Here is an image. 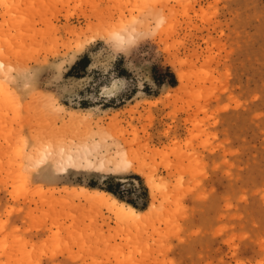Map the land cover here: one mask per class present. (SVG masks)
I'll list each match as a JSON object with an SVG mask.
<instances>
[{"label":"rangeland","instance_id":"374dc122","mask_svg":"<svg viewBox=\"0 0 264 264\" xmlns=\"http://www.w3.org/2000/svg\"><path fill=\"white\" fill-rule=\"evenodd\" d=\"M1 61L0 264H264V0H0Z\"/></svg>","mask_w":264,"mask_h":264},{"label":"snow or ice","instance_id":"6c2138e0","mask_svg":"<svg viewBox=\"0 0 264 264\" xmlns=\"http://www.w3.org/2000/svg\"><path fill=\"white\" fill-rule=\"evenodd\" d=\"M101 39H103V38H101ZM120 50L121 49L118 46L117 47V51H120ZM114 55H115V53H111L110 54V59L112 57H114ZM0 67H2V65H0ZM93 67H96V65H93ZM104 67H105V69H107L109 67V64L106 63L104 65ZM125 85H126V82L124 80H117V79H115V77H113L111 88H105L104 89V94H106V95H113L118 88L124 87ZM40 162L43 163V160H41ZM125 166H127V165H125Z\"/></svg>","mask_w":264,"mask_h":264},{"label":"bare ground","instance_id":"6f19581e","mask_svg":"<svg viewBox=\"0 0 264 264\" xmlns=\"http://www.w3.org/2000/svg\"><path fill=\"white\" fill-rule=\"evenodd\" d=\"M0 64L1 65H3V62L1 61L0 62ZM181 77V76H180ZM41 154H43V152H41ZM43 156V155H42ZM128 157V156H127ZM126 157V158H127ZM124 158H125V156H124ZM70 159V158H69ZM128 159V160H127ZM126 160H127V162H126V164L127 163H129V164H132L133 163V160L134 159H130V157H128ZM123 162V161H122ZM113 201L118 205V206H120L121 208H123V207H125V204L123 203V202H120V201H118V199L117 198H115V197H113ZM130 210L132 211V213H135L136 212V209L134 208V207H131L130 208Z\"/></svg>","mask_w":264,"mask_h":264},{"label":"trees","instance_id":"16d2710c","mask_svg":"<svg viewBox=\"0 0 264 264\" xmlns=\"http://www.w3.org/2000/svg\"><path fill=\"white\" fill-rule=\"evenodd\" d=\"M88 60H89V58H87V57L82 58L81 60H79V61L76 63V65L74 66V68H75L76 66L82 64L83 62H87ZM109 190H110L111 192L115 193L113 190H111V189H109Z\"/></svg>","mask_w":264,"mask_h":264}]
</instances>
